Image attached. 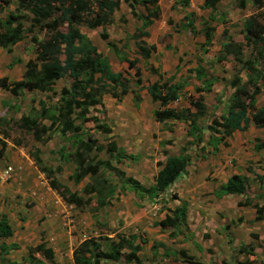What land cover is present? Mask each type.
<instances>
[{"label": "rangeland", "instance_id": "374dc122", "mask_svg": "<svg viewBox=\"0 0 264 264\" xmlns=\"http://www.w3.org/2000/svg\"><path fill=\"white\" fill-rule=\"evenodd\" d=\"M7 1L4 3L0 0L1 17L9 11H15L17 7L16 0ZM261 1L264 3V0ZM183 2V0H157L159 18L150 28L149 37L144 38L147 45L155 46L148 60L141 56L135 41L131 38V35L137 31L140 21L134 18L124 0L120 1L119 9L114 13L113 23L95 29L81 26V31L107 59L111 69L121 72L125 77H130L128 84L130 91L126 95L117 98L111 93H103L101 105L89 107L87 116H97L99 121L110 126L111 132L105 134L96 130L91 121H85L82 129L84 131L87 129L88 131L85 132L92 134L100 143L106 144L113 140L126 152L137 155L136 158L139 157V160H123L120 163L112 161V165L144 186L153 184L158 169L156 162L163 160L166 154L178 153L191 139L187 135L186 123L178 120L156 121L153 112L161 106L148 95L146 89L148 85L155 81L175 82L184 79L186 86L179 99L170 106L178 109L190 107V98L201 96L207 114L198 121L199 126L203 129L204 136L209 133L219 136L222 132H219L212 121L220 120L221 114L227 109L233 91L229 81L233 76H240V82L246 80L245 71L241 69L240 62L234 59L233 55L222 57V43L230 41L231 44H239L242 49L239 58L253 59L256 70L264 71V45L255 46L256 48L252 44L244 45L243 39L244 19L251 14L264 17V4L254 3L253 0H220L214 10H209L203 8V0H188L186 6H183ZM138 10L144 12L141 6H138ZM210 14L214 15L213 19L209 18ZM189 22L193 27H186ZM204 25L213 28L210 43L204 42ZM103 31L106 33V38L101 36ZM47 35L49 33L45 30V25L42 28H31V32H27L22 38L26 40L21 45L30 44L32 47L26 52H23V47H19L21 54L24 53L22 57L35 59V42L32 40L42 41ZM108 42L116 45L119 54L122 52L128 58L136 60V65L142 73L141 87L134 83L132 75L134 70L128 67L126 61L119 58V54L107 45ZM1 54L4 56L6 53L4 51L0 53V57H3ZM200 65L204 67L209 77L218 78L209 92H198L196 87H202L201 82L189 72L190 68ZM2 77L4 76H0ZM9 80L17 79L14 77ZM70 83L71 78L66 75L56 80L49 90L43 93L37 92L33 95L22 91L18 96H13L9 92L0 95L2 107L5 109V113L0 115V148L3 142L5 144L3 154L0 156V168L8 164L24 166L21 175L25 176L22 179L17 177L15 180L8 179L2 182L1 186L2 191L12 194V196L7 195L6 198L16 204L17 208L20 207L14 217L16 222L19 219L40 221L46 217L44 212L38 216L40 209L32 191L36 179L48 192L49 184L46 176L40 174L30 153L38 148L39 153L44 155L45 161L49 162L51 167L59 164L55 152L63 142V137L55 127L56 123L52 124L51 118L40 114L43 108L41 103L48 109V115L55 114L59 92L62 87L69 86ZM119 90L120 88H117L113 92L119 93ZM134 90L140 94L138 105L133 99ZM256 99L257 106L264 105V87ZM23 115H30L47 127L51 125V130L47 132L51 134L50 138L45 137L42 141H36L30 133L20 128L18 120ZM263 141L264 128L255 127L251 123L245 131L236 130L225 136L216 155H210V145L204 143L197 145L198 141L194 142L189 152L193 157L191 165L196 164L197 167H190L165 193L154 200L136 194L127 184H122L113 172L103 171L100 167L107 179L115 184L116 192L105 208L96 207L93 198L86 206L80 208V212L85 213L88 219L95 220L94 225L98 233L108 234L105 237L100 235L98 238L103 250H107L109 240L116 239V234L136 233L145 238L146 242L141 244L138 252L142 264H264V219L262 221L255 218L256 209L251 205L238 207L232 205V200L224 198L221 201L213 194L218 184L228 175L232 172L241 173L247 177L248 182L245 194L239 196V199L251 198L258 207L264 206V147L256 148V145ZM96 157L108 158L104 152L98 153ZM212 164L218 168L216 171ZM210 166L214 169H209ZM74 168V163L63 164L62 172L56 173V177L71 190L82 193L83 185L90 179L86 176L79 183L73 182L69 176L73 174ZM182 201L191 206L193 216L200 212L203 213L205 220L213 222L212 225L204 226L201 221L197 228L198 234L195 236L197 241H194V236L193 239L188 237L189 232L185 228L172 238L168 235L172 228L161 229L154 223L163 218L164 206H176ZM224 205L226 206L223 207ZM25 210L30 211L31 214L24 213ZM75 214L78 216L80 213L73 215ZM218 217L227 219L229 230L223 231L224 229L219 226ZM98 218L101 220L99 221ZM18 235H21L20 231L15 237L19 248L12 251L8 258L21 261L27 255L25 246L34 244V241L23 243ZM159 242L166 244L167 249L158 245ZM198 244H202L203 249H198ZM179 249H184L187 256L177 257L176 251ZM163 251L167 254L163 255ZM99 264H117V262L101 260Z\"/></svg>", "mask_w": 264, "mask_h": 264}, {"label": "trees", "instance_id": "16d2710c", "mask_svg": "<svg viewBox=\"0 0 264 264\" xmlns=\"http://www.w3.org/2000/svg\"><path fill=\"white\" fill-rule=\"evenodd\" d=\"M7 3V0H3ZM15 11H9L4 17L0 16V47L11 51V47L22 39L27 32H31L33 27H44L49 35L44 40L35 42V59H28L25 62V70L20 80L9 81L6 77L0 78V88L9 91L13 96L19 94L20 90H38L45 92L53 83L68 75L71 78L69 86L61 88L59 100L55 107V114L48 115V109L43 103L40 114L43 117L51 118V123H56L59 133L63 137V145L58 147L56 154L61 163H74L73 174L69 176L75 183L81 182L86 176L89 181L82 187V193L71 190L67 185L60 182L55 177V172L62 170L61 164L52 168L46 165L40 157L38 148L30 153L34 164L39 171L44 173L49 186L67 203L76 207L86 206L94 198L96 207H104L109 204L116 192V186L107 179L103 171H111L114 176L121 180L122 184H127L136 194L154 200L165 192L178 178L186 172V167L191 161L189 152L190 146L194 142L202 139L203 129L198 121L207 114L206 105L203 98H190V107L175 108L170 104L179 99L186 81L170 80L155 81L147 86V92L153 101L159 102L161 108L154 110L156 121L178 120L188 125L187 135L191 137L176 155H167L163 161H157L158 170L154 176L153 184L144 186L138 180L125 175L124 171L112 165V161L120 163L123 160H136L132 154H127L122 147L117 146L113 140L106 144L100 143L89 134L87 129H82L85 121H91L94 128L102 133L109 134L110 126L99 121L97 116H87L89 107L101 105L103 93H111L113 97L120 98L127 94L130 77H125L121 72L113 71L107 59L91 40L81 31V26L88 29L104 27L113 23L114 13L120 7L121 0H16ZM127 2L131 14L140 21L137 31L131 35L135 41L138 52L145 59L149 58L151 52L155 50L153 44L147 45L144 37L149 35L147 28L159 17L157 0H124ZM184 5L188 0H183ZM254 3L263 5L261 0H253ZM220 0H203V8L214 10ZM141 6L144 12L138 10ZM152 6V8L150 7ZM2 8L0 7V13ZM210 19L214 15H209ZM206 21V20H204ZM264 17L251 14L243 21L244 45L255 46L264 45ZM207 22V21H206ZM186 27H193L192 23ZM213 28L204 25V42L210 43ZM106 38V33H101ZM107 45L116 53L118 48L112 42ZM256 48V47H255ZM121 52V51H119ZM122 53V52H121ZM119 54V58L127 62L128 67L133 69L134 83L141 87L142 73L136 65L135 59H130L126 55ZM222 53L233 55L234 59L240 62V67L245 71L246 80L241 81L240 76H233L229 81V86L233 88L225 113L221 114L220 120L213 119L212 123L218 127L220 134L209 133L206 143L216 149V145L230 133L239 130L245 131L252 123L255 127L264 128V105H256V97L264 87V71L256 70V63L250 58H239L242 49L239 44L231 42L222 43ZM260 54V51H258ZM189 72L196 80L201 82V86L196 87L198 92H209L218 78L209 77L202 65L190 68ZM120 88L119 93L113 92ZM133 99L136 105L140 101L137 90L133 91ZM78 121V122H77ZM18 126L30 133L36 141H42L45 137L50 138L51 125L48 127L41 124L36 118L30 115H23L18 120ZM209 127V125H208ZM210 128V127H209ZM209 130V129H208ZM47 134V135H46ZM84 134V135H83ZM4 142L0 148V156L3 154ZM264 141L256 145V148H263ZM100 152L106 153L107 159L97 158ZM248 179L244 174L233 173L215 190L216 196L225 194L243 195L247 189ZM122 188V186H121ZM239 206H253L256 209V219H261L264 215V206H259L252 202L251 198H245L237 202ZM164 217L155 222L161 229L172 228L168 235L172 238L181 229L188 230L186 223V202L182 201L179 206L167 208ZM113 232V231H112ZM12 228L6 214L0 215V238L9 237ZM116 239L109 240L107 250L101 248L98 242L100 236H90L80 241L74 248L72 258L74 264H99L101 260H110L117 264H142L138 256L141 244L146 239L136 233L128 235L116 234ZM104 239V238H102ZM109 239V238H107ZM161 247L166 248V244L159 242ZM153 246V244H152ZM17 244L8 245L0 243V263L1 264H24L8 258L9 251L16 249ZM154 249V248H153ZM177 257H186L184 249L176 251ZM39 253L43 259L36 256ZM163 255L167 252L163 251ZM26 264H51L53 261V251L45 243L39 242L28 247L25 256Z\"/></svg>", "mask_w": 264, "mask_h": 264}, {"label": "crops", "instance_id": "0c3cea01", "mask_svg": "<svg viewBox=\"0 0 264 264\" xmlns=\"http://www.w3.org/2000/svg\"><path fill=\"white\" fill-rule=\"evenodd\" d=\"M157 19H154L153 23L147 28L149 35H150V28H152L155 20H157ZM149 35L147 37H149ZM147 37H144V38H147ZM25 40L26 39H20L15 44H13L10 52H8L6 49L0 47V53L2 51H4L6 53L4 56H3V54H1V56H3V57H0V59H1V61H0V67H1L0 68V76H4L8 80L10 78H14V77H16L17 80H20L22 78L23 72L25 70V62L28 59H31V57H28L25 59L24 57H22V55H24V53L21 54V51H19V49L23 47V50H24L23 52H26V51H29V49L32 47L30 44H26V46H22L21 43ZM144 41H145V39H144ZM148 59L149 58H147L146 60H148ZM22 91L28 92V93H33V95H36L37 92L43 93V92L38 91V90L22 89V90H20L19 94ZM7 92H9V91L0 88V95L1 94H2V96L6 95ZM18 95H16V96H18ZM154 102H156V101H154ZM156 103H158V105H160L159 102H156ZM0 111H1L0 115L5 113V109L2 107L1 101H0ZM207 138H208V135L204 136V134H202V139L199 142H197L198 144L197 143L196 144L199 145L200 143H204L205 145H208L206 143ZM63 143L64 142H62L60 144V146L63 145ZM220 144H223V142L220 141L216 145V149L210 145V147H209L210 148V155H216L218 153V151H219L218 148H219ZM126 153L130 154V152H126ZM176 154L177 153L169 154V155H176ZM132 155H134L135 157L137 156L135 154H132ZM167 155L168 154H166L165 157ZM40 157L42 158L43 162L46 165L51 166L49 162L45 161V157L43 154H40ZM192 159H193V157H191V161H190L189 165L186 167V171L189 170L190 167H192V168L197 167L196 164L191 165ZM0 160H1V158H0ZM58 160H59V158H58ZM136 160H139V157L136 158ZM163 160H158V161H163ZM201 162H203V160ZM59 164H61V167L63 169V164L67 165L68 163H61L59 161ZM59 164H57V166ZM10 165H12L14 168V172H13V175L10 178V180H15L16 177L22 179L25 176L24 174L21 175V172H22L21 170L23 169L24 166H22V165L16 166V164H10ZM211 166L215 167V169L212 168ZM211 166L209 167V169H214L215 171L218 169L216 166H214V164H212ZM55 167H52V168H55ZM60 172H62V170ZM56 173H58V172H55V177H56ZM233 173H235V172H232L231 174H233ZM40 174H42V172ZM230 175H228L222 182H220L215 190H218L220 188L221 184H223ZM35 181L33 182L35 186H33L34 188H33L32 193H33V195H35V197H36L35 199H37V203H38V206L40 209L38 216L41 215L42 212H44L46 214V217L41 219L40 221H37V220L31 221L30 219H24V220L19 219L17 222L15 221L14 217L18 214L17 209H19L20 207L17 208L16 204L12 203L11 200L6 198L7 195L12 196V194L2 191V188H1L2 182L0 181V200H1L0 201V215L1 214L7 215V218L9 220V223H10L11 228H12V234L6 238H0V243L5 242L8 245H10L12 243H16L17 244L16 249H18L19 244L17 243L18 240L15 239V237L18 234V232L20 231L21 235H18V237L21 239V241H23V243H25V241H34V244L32 243L33 245L27 244V246H25V249L27 251H28V247L34 246V245L38 244L39 242L43 241L45 243V245L47 247H50L53 251V261L51 264H74L73 258H72V253H73L74 248L77 246V244L80 241H82L83 239L88 238L90 236L97 237V236L102 235V237H105L108 234L104 233V235H103V234L98 233V231H96L97 227L94 225L95 220L92 221V220H90L91 218L88 219V216L85 213H83L82 211L80 212V208H82V207H76L72 204H67L58 195V193L55 190H53L50 186H47V187H49V189H48L49 192H48L47 190L43 189L44 187L42 184L39 185V181H37V179ZM172 185H170V186H172ZM170 186H169V188H170ZM215 190L213 191V194L215 195V197L217 199H219L221 201L224 198H227V200L233 201L232 205H237V202L241 201L239 199V196H242V195L225 194V195L218 197L214 193ZM53 191H55L57 194L55 195ZM165 192H163V193H165ZM4 202H6V203H4ZM179 205H176V206H179ZM176 206H164V210H165L164 215L166 213H168L167 208H173ZM225 206L226 205H224L223 207H225ZM237 206L238 207H245V206H239V205H237ZM104 208H105V206H104ZM190 209H191V206L188 205V203H186V223L188 225V232H189L188 237L190 239H193V236L195 237L198 234L197 228H198L199 224H201V221H202V224L204 226L212 225L213 222H211V221L208 222L207 219L205 220V218H203V213H200V212H198L197 215L193 216L192 215L193 210H190ZM25 211H24V213L29 214V215L31 214L30 211H28V210L26 212ZM77 212L80 213L78 216H77V214L73 215L74 213H77ZM22 213H23V211H22ZM209 213H211V212H209ZM263 219H264V215L259 220L263 221ZM98 220L100 221L101 218H98ZM212 220H213V218H212ZM218 220H219V226L224 229L223 231L229 230V229H227L228 224H227V219L225 217H218ZM109 225H111V224H109ZM214 228L215 227L213 226V229ZM230 229H232V228H230ZM131 231H133V229ZM188 237H186V239ZM194 239H195L194 241H197V237H195ZM198 245H199V247H197L198 249H200V250L203 249L202 244L201 245L198 244ZM16 249H11L9 251L8 257L10 256L11 252L16 250ZM27 251L25 253H27ZM36 256L39 257L40 259H43V257L39 253H37ZM24 260H21V261L24 262V264H26L27 262ZM21 261H19V262H21Z\"/></svg>", "mask_w": 264, "mask_h": 264}, {"label": "built area", "instance_id": "2783aa9c", "mask_svg": "<svg viewBox=\"0 0 264 264\" xmlns=\"http://www.w3.org/2000/svg\"><path fill=\"white\" fill-rule=\"evenodd\" d=\"M13 172L14 168L10 164L0 168V181L5 182L6 180L10 179L13 175Z\"/></svg>", "mask_w": 264, "mask_h": 264}]
</instances>
